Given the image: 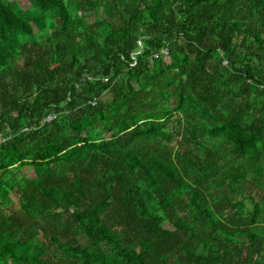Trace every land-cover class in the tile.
<instances>
[{"label": "trees", "instance_id": "trees-1", "mask_svg": "<svg viewBox=\"0 0 264 264\" xmlns=\"http://www.w3.org/2000/svg\"><path fill=\"white\" fill-rule=\"evenodd\" d=\"M0 133V264H264V0H0Z\"/></svg>", "mask_w": 264, "mask_h": 264}, {"label": "rangeland", "instance_id": "rangeland-1", "mask_svg": "<svg viewBox=\"0 0 264 264\" xmlns=\"http://www.w3.org/2000/svg\"><path fill=\"white\" fill-rule=\"evenodd\" d=\"M15 1L18 2V3H21V4H26V0H15ZM26 169H27V173H28L31 177H33V176H34V174H33V169H32L31 167H27ZM252 193H253L255 196H258V193H257L255 190H253ZM166 226H169L168 223H166ZM53 252H54V251H51L50 253L53 255Z\"/></svg>", "mask_w": 264, "mask_h": 264}, {"label": "built area", "instance_id": "built-area-1", "mask_svg": "<svg viewBox=\"0 0 264 264\" xmlns=\"http://www.w3.org/2000/svg\"><path fill=\"white\" fill-rule=\"evenodd\" d=\"M52 116H48V119H51ZM4 136L0 133V143L4 140Z\"/></svg>", "mask_w": 264, "mask_h": 264}]
</instances>
